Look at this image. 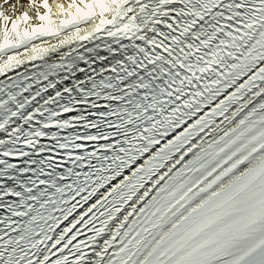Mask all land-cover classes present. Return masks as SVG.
I'll list each match as a JSON object with an SVG mask.
<instances>
[{
	"label": "snow or ice",
	"instance_id": "obj_1",
	"mask_svg": "<svg viewBox=\"0 0 264 264\" xmlns=\"http://www.w3.org/2000/svg\"><path fill=\"white\" fill-rule=\"evenodd\" d=\"M0 264H264V0H0Z\"/></svg>",
	"mask_w": 264,
	"mask_h": 264
},
{
	"label": "bare ground",
	"instance_id": "obj_2",
	"mask_svg": "<svg viewBox=\"0 0 264 264\" xmlns=\"http://www.w3.org/2000/svg\"><path fill=\"white\" fill-rule=\"evenodd\" d=\"M65 1V3L67 4L68 3V0H63ZM20 4L21 5H24L25 7L27 6V3H28V0H19ZM23 10V9H21ZM30 15H33V18H34V14L30 12ZM44 39H47V38H44ZM36 42H39V41H36Z\"/></svg>",
	"mask_w": 264,
	"mask_h": 264
},
{
	"label": "rangeland",
	"instance_id": "obj_3",
	"mask_svg": "<svg viewBox=\"0 0 264 264\" xmlns=\"http://www.w3.org/2000/svg\"><path fill=\"white\" fill-rule=\"evenodd\" d=\"M49 3L53 5V10L55 11V4L56 3H64L65 6H67V4L65 3V1L63 0H49Z\"/></svg>",
	"mask_w": 264,
	"mask_h": 264
}]
</instances>
